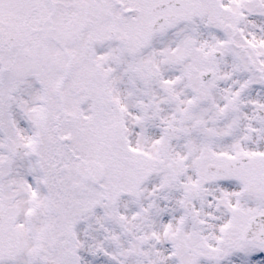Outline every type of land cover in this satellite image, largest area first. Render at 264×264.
<instances>
[{
  "label": "snow or ice",
  "instance_id": "obj_1",
  "mask_svg": "<svg viewBox=\"0 0 264 264\" xmlns=\"http://www.w3.org/2000/svg\"><path fill=\"white\" fill-rule=\"evenodd\" d=\"M0 264H264V0H0Z\"/></svg>",
  "mask_w": 264,
  "mask_h": 264
}]
</instances>
